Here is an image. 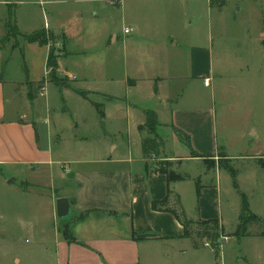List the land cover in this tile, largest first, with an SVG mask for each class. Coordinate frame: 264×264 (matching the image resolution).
<instances>
[{"label": "crops", "instance_id": "crops-1", "mask_svg": "<svg viewBox=\"0 0 264 264\" xmlns=\"http://www.w3.org/2000/svg\"><path fill=\"white\" fill-rule=\"evenodd\" d=\"M153 1L0 0L1 5L9 4L4 15H1L3 30L6 29L4 23L9 16L16 28L12 35L31 34L45 29L62 37L68 52L64 58L56 60L53 71L80 84L72 90L61 87L66 94L88 102L76 89L101 93L107 96L105 102L110 105L109 108L112 105V110L125 109L136 117L131 120L123 143L109 142L106 152L100 157L83 153L84 147L79 148V145L85 144L86 138H77L74 134L69 136V147H66L67 141L63 140V148H60L57 143L61 138H57V142L53 139L56 121L54 123L50 114L49 103V89L56 90L60 86L48 84L38 92H30L27 88L18 91L16 83L20 80H9L7 89L2 81L4 61L0 55V177L6 180L10 176L15 178L25 174L27 178L22 183L27 189L31 187L38 190L42 185L50 189L44 210L51 222L46 220V224H40L35 242V246L41 249V264H142L141 257L149 256L153 251L160 254L169 250H200V246L195 244L196 240L182 237V225L169 210L164 209H174L176 198L180 201L187 219L194 221L220 217L217 209L220 186L200 185L201 196H196L194 210H191L184 204L180 186L189 176L179 174L185 178L168 182L166 175L146 161L142 153L141 141L147 135L143 136L138 127L145 122L144 110H153L157 115L159 126L156 134L163 141L160 148L163 152L166 144L161 136L162 130H170L174 138L175 127L188 134L187 129H196L197 126L192 125L198 124L201 116L199 111L194 110L197 109L194 106L178 102L184 96L172 90L170 81L184 78L182 75L173 76L165 61H160L157 52L166 49V41L163 38L161 45L159 44L161 28L152 21L153 16H158L161 9L164 17L172 9V12L175 9L179 12L185 0H162L168 3H163L160 10L159 5ZM203 1L214 11L228 7L233 10L236 6L239 11L241 7L238 5L254 4L259 0ZM113 7H116L118 20L124 24V28H132V33H123L120 37L119 61L123 65V76L118 82L121 86L118 91H109L104 87L101 90L94 86L89 70L95 68V65L83 60L90 61L95 57L94 49L98 47L94 42L96 26L106 20L105 12ZM30 15H36L37 20ZM117 31L113 29L109 33V40L112 39L114 45L120 39ZM79 37L83 39V46L73 49L76 47H71L70 43H74ZM90 49L92 52H89ZM104 49L107 48H102L103 51ZM206 50L204 47L189 48V73L185 77L192 75V78H202L204 86V79L210 78V69L209 74L206 72ZM207 52L209 53L208 50ZM87 53L92 56L88 57ZM22 56L24 79L29 77L39 80L47 68L45 47L37 43L26 44ZM40 56L43 70L39 72L40 69L35 68L34 61L37 59V66L40 67ZM190 66L193 69L191 72ZM106 82L109 84L114 80ZM154 85L157 87L156 93ZM143 88L146 89L148 102H143L146 104L140 103L142 101L137 97ZM46 89L48 91L44 93L41 104L34 101L37 94H42ZM9 96L15 101L11 110ZM23 99L31 101V105L25 102L24 109L19 104ZM100 114L101 117L104 116L101 110ZM175 140L180 143L177 137ZM165 157L171 159L174 156L165 154ZM186 157L191 158L189 152ZM57 165L68 168V172L59 170ZM172 171L178 174L175 170ZM168 190L171 191L170 194ZM167 195L168 203L160 205ZM59 197L66 198L70 205L72 219L67 225L74 241L69 242L63 237L62 222L57 220L56 199ZM207 197L210 203L215 204V211H206L204 205ZM153 202L159 203L157 207L160 208L154 209ZM14 261L19 263L20 259L14 257Z\"/></svg>", "mask_w": 264, "mask_h": 264}, {"label": "rangeland", "instance_id": "rangeland-1", "mask_svg": "<svg viewBox=\"0 0 264 264\" xmlns=\"http://www.w3.org/2000/svg\"><path fill=\"white\" fill-rule=\"evenodd\" d=\"M153 3H157L160 10L163 3L168 2L154 0ZM183 3V8L179 12L177 9L172 12V9L165 17L162 16L161 9L158 16H153L152 21L161 28L158 35L159 44L161 45L163 38L166 41V49L157 52L160 61L162 59L165 61L167 69L173 76L182 75L184 78L170 81L172 90L184 96L178 102L192 105L197 108L194 110L201 113L198 124L192 125L197 126L196 129L187 131L191 149L202 156L187 159L190 148L186 140L182 139L179 143L170 130H162L161 136L166 144L164 152L162 150L158 153L151 152L144 155V159L156 169L164 166L178 174L189 176V179H185L180 186L184 204L191 210H194L195 206L197 182L201 186L209 187L214 184L220 186L217 205L220 217L217 220L221 226V235L215 244L208 237L196 240L195 244L200 246V250L190 249L182 252L169 250L160 254L153 251L149 256L143 255L141 262L264 264V236H259L264 230V225L251 221L247 226V236L236 237L242 195L247 199L252 213L264 220V0L254 4L242 3L238 5L241 7L239 11L236 9L237 6L233 10L228 7L214 11L203 0H185ZM7 6L9 7V4H0L2 49L0 55L4 61L2 81L5 82L7 89L9 80H20L16 83L18 91L27 88L30 92H38L48 84L60 86L58 89L55 88L56 90L48 88L50 114L54 123L56 121L53 139L57 142V138H61L57 143L60 148H63L61 142L63 140L67 141L66 147H69L71 134L77 138H86L85 144L79 145V148L84 147L83 153L93 157H100L106 152L109 142L122 144L131 120L136 117L125 109L112 110V105L109 108L110 105L105 102L107 96L81 90L83 88L76 89L87 99L88 102H84L82 98L66 94L61 87L72 90L80 84L74 83L68 76L53 71L48 66L47 72L44 71L39 80L29 77L24 79L22 54L26 44L37 43L45 47L47 58L52 54L55 61L64 58L68 51L65 50L60 35L49 33L45 29L20 35L9 34V30L5 28L3 30L1 15H4ZM108 10L110 11L104 14L106 20H102L96 26L94 42L98 47L94 49L95 57L90 61L83 60L85 63L93 62L95 65V68L89 70L94 86L101 90L104 87L109 91H118L121 89L118 82L123 76V65L119 61V55L124 24L118 20L116 7ZM30 16L37 20L36 15ZM10 20L12 21L11 18ZM113 29L118 30L120 38L116 45L111 42L112 39L109 40V33ZM70 45L76 47L73 49L81 48L83 39L79 37ZM191 46L204 47L209 51L208 53L206 50L205 53L206 72L210 69V74L207 73L210 78L205 86L202 78H192L190 77L192 75L185 78L189 73ZM105 47L107 49L103 51L102 48ZM87 55L92 56L89 53ZM39 60L40 67L37 66V59L34 65L40 72L43 70L41 56ZM192 70L190 66V72ZM111 79L114 82L108 84L106 80ZM48 89L42 94L39 92L34 101L37 100L41 104ZM137 97L142 104L148 102L145 88L140 90ZM25 102L31 105L29 99H23L19 102L23 109ZM16 104L18 106V103ZM14 106L15 101L9 96V110ZM100 110L104 112L103 117ZM192 131L193 134H190ZM140 132L143 136L147 135L145 127ZM65 153L68 151L65 150ZM165 154H173L174 157L166 158ZM57 167L63 171L61 166ZM229 169L233 170L234 175H231ZM25 177L27 178L25 174L15 178L10 176L6 180L0 177V264H41L39 262L41 249L35 246V242L40 224H46V220L51 222V218L46 217L44 210L50 189L44 185L38 190L31 187L27 189L22 183ZM168 197L169 195L166 201H163L164 204L168 203ZM205 203L206 211L212 212L215 204L210 203L208 197ZM71 217L72 214L66 219L57 217V220L67 223ZM191 227L192 232L196 233L199 226ZM215 250L218 251L217 255ZM14 257L20 259L19 263L14 261Z\"/></svg>", "mask_w": 264, "mask_h": 264}, {"label": "trees", "instance_id": "trees-1", "mask_svg": "<svg viewBox=\"0 0 264 264\" xmlns=\"http://www.w3.org/2000/svg\"><path fill=\"white\" fill-rule=\"evenodd\" d=\"M4 24H5L6 29L9 30V34H12L16 30L9 16ZM28 40L32 41V39H28ZM47 66L50 67L51 70H54L56 68V61L55 59H53L52 54H50L47 58ZM156 92H157V87L156 85H154V93ZM143 112L145 115V122L142 125H139L138 127L139 130L145 127L146 132H147V136L143 137L141 141L142 153L143 155L149 154L151 152L158 153L160 148L163 146V141L156 134L157 126H159L157 115L153 110H150V109H146ZM174 134L179 139V141L182 139L186 140L187 146L190 148L191 157L202 156L200 154H197V152L191 149L190 137L188 134L182 132L176 127L174 128ZM182 135L184 137H182ZM205 156H208V155H205ZM263 168H264V163H263ZM157 171H159L161 174L166 175L168 182L182 180L184 178L183 176L174 173L172 170H169L168 168L164 166H160L157 169ZM229 171L231 175H234V172L232 169H229ZM200 190H201V187L197 182L195 185V191H196L197 198H200L201 196ZM168 193L170 194L171 191L168 190ZM241 198H242V201H241V207H240L239 222L236 226V237L237 238H242V237L247 236V232H246L247 226L249 222L251 221L258 222L261 225H264V220H261L257 215L253 214L252 211L249 209V204H248L247 199H245L243 195ZM163 201H166V199ZM163 201L160 202V205L164 204ZM158 205L159 203L157 202L152 203V207L154 209L160 208V207H157ZM164 209L169 210L175 216V218L179 221V223L182 225L183 227L182 237L190 238L193 241L208 237L210 238V240L214 242V244L220 238L221 226L219 225L220 223L218 222L216 218L207 219V220H194V221L187 219L181 207L180 201L177 198L174 200V209H169V208H164ZM62 225H63V228H62L63 237L69 242L74 241V238L69 233L67 223L62 222ZM191 226H199L198 228H196L197 231L196 233L194 232L195 234L192 232ZM259 236H264V230H262L259 233ZM217 252L218 251L215 250L216 255H217Z\"/></svg>", "mask_w": 264, "mask_h": 264}, {"label": "water", "instance_id": "water-1", "mask_svg": "<svg viewBox=\"0 0 264 264\" xmlns=\"http://www.w3.org/2000/svg\"><path fill=\"white\" fill-rule=\"evenodd\" d=\"M72 214L70 205L66 198L59 197L56 199V215L60 219H66Z\"/></svg>", "mask_w": 264, "mask_h": 264}, {"label": "built area", "instance_id": "built-area-1", "mask_svg": "<svg viewBox=\"0 0 264 264\" xmlns=\"http://www.w3.org/2000/svg\"><path fill=\"white\" fill-rule=\"evenodd\" d=\"M130 32H132V28H129V27H128V28H124V33L127 34V33H130ZM204 83H205V84L208 83V78H206V79L204 80ZM61 167L63 168L64 171L68 172V168H64V166H62V165H61Z\"/></svg>", "mask_w": 264, "mask_h": 264}]
</instances>
